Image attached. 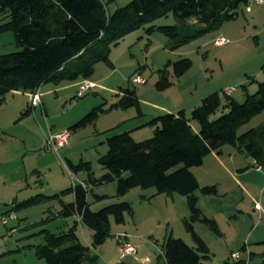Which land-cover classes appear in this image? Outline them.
Returning a JSON list of instances; mask_svg holds the SVG:
<instances>
[{
    "label": "rangeland",
    "instance_id": "rangeland-1",
    "mask_svg": "<svg viewBox=\"0 0 264 264\" xmlns=\"http://www.w3.org/2000/svg\"><path fill=\"white\" fill-rule=\"evenodd\" d=\"M102 1L107 11L112 12L129 0ZM7 19V13H0V23ZM154 23L172 25L176 19L169 14ZM146 26L141 25L125 34L118 43H111L108 47L111 63L96 62L89 76L42 83L36 90L39 103L34 101V91L30 89L19 88L5 93L0 102V264H43L36 256L34 246L43 242V229L59 232L72 224L76 215L64 217L58 212L61 200L70 202L73 199L72 192L65 190L81 180L88 185L86 198L92 209L120 200L130 201L134 218L141 219L139 226L143 239L153 237L161 243L165 235L171 233L193 244L182 220L188 214L184 195L173 193L171 197L156 193V197L149 196L144 201L141 195H149L154 188L138 186L117 195L115 180L89 183L87 172L72 171L68 160L73 163L88 161L93 176L98 178L105 172L98 157L106 152L109 135L128 130L140 121L142 127L134 134L131 130V134L136 140L148 138L154 129L147 124L149 119L187 107L199 95L213 89L220 91L223 85H228L224 88L234 87L233 96L243 101L242 84L248 87L252 83L247 76L245 80V73H253L249 77L254 76L258 81L264 78L259 72L264 62V2L250 0L247 5L240 4L234 19L190 37L175 49H171L175 40L157 29L148 34ZM198 27L196 19H192L190 25L183 28V33L194 35ZM218 35L227 42L215 44ZM16 50L13 31L0 32V54ZM181 57L190 58L191 67L179 78L171 76L172 84L168 88L157 90L158 69L168 60ZM137 76L142 81H136ZM84 80L91 81L92 86L78 95ZM125 87L136 90L140 115L134 107L109 109L117 100L115 93ZM256 89L252 87L249 92L254 93ZM156 104L163 108H153ZM97 105L104 111L94 120L74 127ZM220 114L221 110H218L212 118ZM191 121L198 128V122ZM263 122L264 108L241 125L237 133ZM66 129L69 130L66 143L54 147L50 137ZM226 148L235 147L225 144L223 155L227 153ZM235 153L237 156L232 160L226 154L222 166L202 161L203 165L191 167L198 175L200 185L215 184L218 190L216 194L208 195L199 189L195 192L201 212L214 218L220 229L217 234L202 221L194 223L195 231L210 249L206 264H232L236 261L232 252H240L247 264H257L261 260L259 254L264 250V167L256 169L245 155L238 150ZM181 165L179 163L171 170ZM94 194L101 198L97 199ZM31 199L34 201L26 204ZM132 216L126 215V220L131 221ZM111 223L115 224L112 219ZM149 229L152 232L148 233ZM78 231L81 233L80 226ZM83 235L79 238L86 243ZM114 243V236L105 240L108 246L113 247ZM250 252L255 253L252 258L248 257ZM131 258L125 257L123 264H138ZM82 264L90 263L84 260Z\"/></svg>",
    "mask_w": 264,
    "mask_h": 264
},
{
    "label": "trees",
    "instance_id": "trees-1",
    "mask_svg": "<svg viewBox=\"0 0 264 264\" xmlns=\"http://www.w3.org/2000/svg\"><path fill=\"white\" fill-rule=\"evenodd\" d=\"M249 2L129 0L109 12L102 0H0V13L8 16L0 23V32L13 31L18 47L16 51L0 54V102L5 93L13 89L36 91L46 81L57 83L78 75L89 76L96 62L111 63L108 59L111 43H118L125 34L141 25H147L148 34L157 29L175 40L171 45V49H175L190 37L234 19L239 5ZM169 14L174 15L175 24L154 23ZM192 19L199 24L198 30L194 35L183 33V28L190 25ZM191 65L192 61L187 57L168 60L158 69L156 89L168 88L172 84L170 77L179 78ZM260 70L264 76V62ZM250 82H255L257 89L250 93L247 84H242L244 100L241 102L223 89L214 90L204 95L189 114L181 108L155 115L147 121L154 127L148 138L136 140L129 129L109 135L107 150L98 157L105 172L98 178L93 176L88 161L73 163L68 160L72 171L87 172L89 183L115 180L117 195L138 186L154 188L155 193H180L186 197L188 214L182 220L193 244L171 233L166 234L161 244L166 264H206L205 261L210 259L209 247L194 229L196 221L204 222L220 234L217 221L201 212L195 193L199 189L205 195L216 194L217 187L215 184L200 185L192 166L200 165L209 152H220L223 145L230 144L252 158V165L264 167V122L237 133L241 125L264 108V78L260 81L251 78ZM115 95L117 100L109 109L134 107L138 115L142 113L134 88H120ZM218 110L221 114L212 118ZM102 111L101 105L94 106L74 127L94 120ZM191 120L198 122V128H194ZM179 163H182L180 167L171 170ZM87 186L83 180L67 188L65 191L72 192L73 199L70 202L61 200L58 214L78 216L79 221L92 230L91 246L95 248L110 236L111 219L115 223H124L126 215L132 216L133 205L130 201L120 200L92 209L86 198ZM94 195L101 198L99 194ZM33 201L28 200L26 204ZM77 221L75 219L63 231L42 230L43 242L36 244L34 250L43 264H81L84 260L99 264L97 256L90 254V245L80 240ZM254 255L250 252L248 257ZM259 255L261 260L257 264H264V250ZM232 264H247V261L239 257Z\"/></svg>",
    "mask_w": 264,
    "mask_h": 264
},
{
    "label": "crops",
    "instance_id": "crops-1",
    "mask_svg": "<svg viewBox=\"0 0 264 264\" xmlns=\"http://www.w3.org/2000/svg\"><path fill=\"white\" fill-rule=\"evenodd\" d=\"M218 36H220V35H218ZM259 72H261V70ZM249 74L251 75L253 73H250V72L245 73V80L246 81H247L246 76L249 79L255 78L254 76L249 77L250 76ZM225 86H228V85H223V88ZM252 87H254V88L256 87L255 82H252L251 85H249L247 87V90L249 91V89ZM223 88H220V90ZM199 89H202V88L200 87ZM214 90H217V89H213V91ZM204 95H206V94H204ZM204 95H199V97H197L196 99L191 101L190 105H188L189 107L187 106V107H182V108L185 109L186 111L190 110L195 104H197L200 101V99ZM231 95H233L232 92H231ZM180 104H182V103H180ZM179 106H182V105H179ZM157 107L163 108L159 104H156L153 106V108H157ZM193 126H194V128H197V125L195 124V122L193 123ZM139 127H142V123H140V121L135 123L132 127H129L130 128L129 130H132V134H134L136 131H138L137 129H139ZM133 130H135V131H133ZM224 146L225 145H223L221 147L220 152L211 151L208 154H206L203 158V163L206 161L207 162L211 161L214 164L222 166V164L224 163L223 157L226 154H227L226 157L231 159V160L236 158L237 155L235 152L237 150L235 148H226L227 153L225 155H223ZM246 158L248 159L249 163H253L254 160L252 158H250V157H246ZM203 163H201V164L203 165ZM236 166L237 165L235 164V167ZM216 169L219 170V168H216ZM192 171L195 174V176L197 177L198 175L196 174L195 170H192ZM197 180H198V177H197ZM81 181H83V180H81ZM208 182H210V181H208ZM206 184H208V183H206ZM155 194H156L155 192L149 193V195L145 194V196H146L145 198H147L149 196H152L154 198V197H156ZM172 196H173V194H171V197ZM145 198H144V201H145ZM75 219L78 220L77 221L78 226H80V229H81V233H79V231H78L79 236H80V234H82V235L84 234L83 236H84V240H85L86 244L90 245V254H94L97 256L99 264H123L124 263L123 259L125 257H132L131 259L138 264H166V260H165V257H164L163 251H162V246H161L164 238H163L161 243H158L156 239H153V237L143 239L141 237V230H140V226H139L141 219H139L138 217L134 218V215L131 218L132 222L129 220H125L124 223H115L114 225L111 223V225H110V233L111 234L109 237L114 236L115 243H114L113 247L105 244V241L95 248L92 247L91 246L92 230L89 229L88 227H86L85 225H83L79 221L78 216H76ZM149 232H152V229H149L148 233ZM121 241H128V242L132 243L136 247V253L135 254H127L123 258H120L118 246L121 243ZM144 257H148L149 260L147 262L142 261V258H144Z\"/></svg>",
    "mask_w": 264,
    "mask_h": 264
},
{
    "label": "built area",
    "instance_id": "built-area-1",
    "mask_svg": "<svg viewBox=\"0 0 264 264\" xmlns=\"http://www.w3.org/2000/svg\"><path fill=\"white\" fill-rule=\"evenodd\" d=\"M253 1L256 2V3H263L264 2V0H253ZM214 42L217 45H221L223 43H226L227 39H225L222 36H217L215 38ZM135 79H136V81H142L140 76H137ZM91 86H92V82L91 81L84 80L80 84L79 89L77 91V94L78 95L82 94L85 90L89 89ZM223 90L226 93H231L234 90V87H227V88H224ZM33 98H34L35 102H37V103L40 102V98L37 95V91L33 92ZM68 136H69V130L66 129V130H63V131H61L59 133L53 134L50 137V140H51V142H52L54 147H60V146H63L66 143ZM254 165H255L256 169H260L261 168V165H259V164H254ZM5 220L6 219H3V222H5ZM118 250H119V253H120V258H123L127 254H135L136 253V247L132 243H130L128 241H121V243L118 246ZM231 256L233 258H235V259H238L240 257V252H232ZM148 260H149L148 257L142 258V261H144V262H147Z\"/></svg>",
    "mask_w": 264,
    "mask_h": 264
}]
</instances>
